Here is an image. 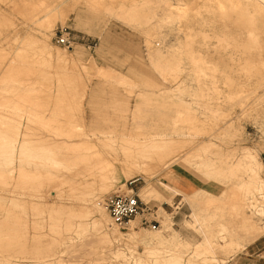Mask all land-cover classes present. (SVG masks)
Here are the masks:
<instances>
[{
    "label": "rangeland",
    "instance_id": "obj_1",
    "mask_svg": "<svg viewBox=\"0 0 264 264\" xmlns=\"http://www.w3.org/2000/svg\"><path fill=\"white\" fill-rule=\"evenodd\" d=\"M178 8L180 19L174 13ZM60 29L68 32L70 49L57 43ZM25 35L48 42L51 53L66 57L74 73L57 76L55 72L61 74L62 70L43 62L35 50L37 43L23 44ZM177 60L181 67L177 75L164 77L155 67L164 62L175 68ZM12 64L16 65L14 74ZM91 69L109 74L101 77ZM2 83L18 86L13 92L0 91L1 95L7 94L4 100L0 95V114L7 116L4 125L12 128L10 131L19 126V131L27 132L23 138L30 139L28 148L61 141L75 145L68 151L59 148L56 157L63 159L68 168L56 170L52 181L44 175L46 178L40 179L44 185L37 191L31 187L36 179L21 177L17 172L18 155L10 165L0 161V264H166L164 253L150 254L156 237L176 235L180 242L191 246L201 241L202 220L196 214V221L194 212L199 206L194 200L212 196L226 201L236 190L228 189L229 183H220L228 180L225 175L210 174L208 168L195 166V162L217 149L237 155L242 149H252L262 164L264 180V8L258 6V0H0ZM136 102L140 105L134 124L129 114ZM124 113L128 139L154 130L168 131L171 120L178 119L183 126L178 127L185 134L179 148L185 155L183 165L172 163L153 177L133 174L127 179L118 174L112 179L107 162L128 153L130 143L125 141L128 139L110 143L97 138L107 128L121 124L106 119L114 120ZM91 131L96 135L92 136ZM207 144L210 147L203 152L201 147ZM157 149L153 151L159 154L168 151ZM30 157L24 158L31 162ZM25 162V168L33 167ZM90 162L106 166L104 179L90 171ZM91 178L95 181L94 194L100 192L99 184L106 183L98 198L102 201L115 190L133 189L142 205L157 209L160 226L152 229L141 225L137 215L120 229L106 212L108 224L106 221L102 231L112 234L116 230L118 237L110 236L103 242L98 225L91 220L98 214L84 217L81 226L70 225L77 219L69 216L67 208L77 214L85 212L88 201L80 205L79 192L91 187L78 185ZM132 179L137 180L129 184ZM149 186L157 191L144 196L141 191ZM236 191L240 195L242 190ZM259 194L251 196L253 203L248 212L253 211L254 220L262 226L264 190ZM225 208L233 209L230 204ZM59 216L63 218L59 221L62 227L50 229L48 225ZM211 230L217 243L228 242L221 227ZM235 237L239 248L233 245L214 250V264H264V234L252 241Z\"/></svg>",
    "mask_w": 264,
    "mask_h": 264
},
{
    "label": "bare ground",
    "instance_id": "obj_2",
    "mask_svg": "<svg viewBox=\"0 0 264 264\" xmlns=\"http://www.w3.org/2000/svg\"><path fill=\"white\" fill-rule=\"evenodd\" d=\"M259 1H260V3H259ZM259 5H261V7L264 8V0H258V6ZM179 10L180 9L178 8L174 12L177 19H180V17L182 16V13ZM248 32H251V31H248ZM22 43L23 44H25V43H28V44L29 43H32V44L37 43L35 50L39 51V54L41 55V57H43V62L47 63V65L49 64V66L54 65L55 69L59 68L62 70V71H60L61 74L55 72V74L57 76H61V75L64 76L65 74L71 73V72L74 73L72 70V65H69V61L67 62L66 57H64L58 53H55V54L51 53L52 49L49 48L50 45L49 46L47 45V44H49L48 42L46 43L43 40L42 41H36V40L32 39L29 35H25V38L22 40ZM171 62H173V61H171ZM67 63H68V65H67ZM179 63H180L179 60H177L176 64L175 63H174L175 65L173 64L175 68H169L168 66H170V65L169 64L166 65V63H164V62H163V65L162 64H156L155 67L160 71L159 73H161L164 77H167V76H171L173 74L177 75V71L181 69ZM15 64L17 65V63H15ZM15 64H12L10 66L12 69H14L13 74H14V71L16 68ZM18 65L20 66V64H18ZM47 65H46V68H47ZM65 66H67V67H65ZM43 67H44V65H43ZM43 70H45V69H43ZM16 71H18V70H16ZM48 72H50V71L48 70ZM86 72H88V69H86ZM93 73L101 76L103 74L104 75L107 74V71L94 70ZM15 75H16V72H15ZM115 75L119 76L118 74H115ZM112 77H113V75H112ZM119 79L121 80L122 77H119ZM27 84L29 85V83H27ZM17 87L18 86H16V84H13V83H11V84L10 83H8V84L2 83V84H0V91H2L3 93L13 92L16 90ZM85 87H86V85H85ZM86 88H83V90ZM17 91H18V89H17ZM177 91H179L181 93L182 89L178 88ZM6 95L7 94L1 95V98L4 100L6 98ZM139 105H140L139 102H136V105H135L136 108L133 111H130V114H129L131 116V119L133 120L132 123H134V124H136L137 120H138L137 118H138V114H139V112H138V106ZM26 114H27V112H26ZM126 115L127 114L124 113V114L118 116L117 118H115L114 120L110 119V118L106 119L107 121H112L113 123L114 122L115 123L120 122L121 124L118 127L112 126L111 128H107V130L102 133L104 135L101 138H97V140H103V141H107V142L112 143V142L117 141V139H128L127 138L128 134L125 133L126 127L124 126ZM6 117L7 116L0 114V124L1 125L3 124V128L0 127V161H1V163H3V162L5 163V161H7V163H5V164L10 165L13 161H15V159H16V158H14L15 155H18L17 166H15L17 169V172H19L21 177L27 176L28 178L32 177L33 180L36 179V182L34 180L32 184L30 183L31 187H32V185H33V187L35 186V189L38 186L40 188V186L43 184L40 181V179L42 178V181H43V179L46 178V177H43L44 175H46L47 177L49 175L48 178L52 181V179L54 178V177L52 178V176L55 175L54 173L56 170H57V172H59L61 169V166H63L65 169L68 168V164H64L62 162L63 159H59L58 157H56V155L59 153L58 152L59 148H63L66 151L71 150V148L75 145L74 142L61 141L60 143L41 145L40 147H38V149H33L34 146H32V148L30 149V148H28V145H27V144H29L28 141H30V139H28V141H27L26 138H23V136L27 135V132L19 131V126H17V130L16 129L13 130L14 135L11 136L10 134H12L13 131L11 130L12 131V133H11L10 129H12V128L9 127V129H8L4 125L5 124L4 119H6ZM33 121H35V120H33ZM178 121H179L178 119H172L171 120L172 125H171V128L169 129L171 132L169 130L168 131L167 130H160V131L154 130L152 132L144 134L143 136H138V135L132 136L128 140H125L126 142L130 143V146L128 148L130 150L128 153L125 152V154L122 157L114 158L113 162H107V167L104 166L102 163L90 162L89 165L87 164L90 167L89 168L90 171L93 172L94 175H100L101 179H104L103 178V176L105 174L104 172H105L106 168H108L109 171L111 172L112 179H115L118 174H122L125 176V178L128 179V178H132L133 174L141 175L142 177H147L149 175L151 177H153L156 174H159L162 170L168 168L169 165H171L172 163L181 162L180 164L183 165L182 157L185 155H183L182 150H179V148L183 145L182 139L185 136V134H184V132H182L183 129L182 130L180 129L183 126L181 127L179 125V123H177ZM11 123H9V125ZM12 124L14 125V123H12ZM12 124H11V126H12ZM9 125H7V126H9ZM178 125L180 126V128L178 127ZM136 128H137V125L133 126V129H136ZM46 129H47V127H46ZM25 130L26 129H24V131ZM9 131H10V133H9ZM50 131H52V130H50ZM100 132H102V131H100ZM52 133L55 135H59L56 132L55 133L52 132ZM91 133H92L91 134L92 136L96 135L95 134L96 132L94 133L91 131ZM186 137H188V136H186ZM36 141H37V138H36ZM209 147H210V144L209 145L207 144V146L201 147V150H203V152H205L204 150L208 149ZM157 148L158 149L161 148V150L163 148H166L165 150L166 151L168 150V151H167V153L163 151L166 154H163V153L159 154V152L155 153V151H153V150H156ZM158 151H160V149ZM156 154H158V155L156 156ZM28 156L33 157L32 158L33 160L31 162H30L31 159L28 160V159L24 158V157H28ZM23 162H25L24 164L25 165L27 164V166H29L28 163L29 164L31 163V164H33V167L32 168H29V167L25 168V166L23 165ZM190 165L191 164H189V166ZM194 165L199 166V167H203V168L204 167L208 168L211 172L210 174H213L215 176L217 174H219L221 176L225 175L228 178V180L226 182H222V181L220 182L218 180V182L225 183V184L229 183L230 186L227 187L228 189L234 188L236 190L239 189L242 191H241L240 195H238V192L236 190H234L233 193H230V195L227 196L228 199L226 201L221 200L218 197L216 198V197H212V196L203 198L201 200H197V199L194 200L195 204H197L199 206L198 210L196 211V213L194 212V214L196 217L198 215H200L198 217L199 218L201 217L200 220H202V222H200L198 220V217L196 220L197 222L199 221L200 226L202 225V239H201V241H199V242H197L191 246L187 242H185V243H182L183 241L180 242L179 241L180 238L178 239V237L176 235L171 236L170 238L168 237V239L167 238L165 239L161 236H157L156 237V243H154V245L155 244L156 245L153 248L149 249V251H150V254L153 253L152 255H154V253H158V252L164 253L165 255H163V258H164L163 260L165 261L166 264H214L215 263V258L213 256L214 250H216V249H217L216 251L222 250V248H225L228 246L230 247L233 245H236V246L238 245V248H239L240 243L235 240V238H237L235 236L238 235L239 239H240V237H242V238H246V239L252 241V240H255L257 237H259L260 235L264 234V226H263L264 224L262 226H259V224H257L253 218V215H252L253 211H251L252 213L248 212V211H250L249 208L253 203V201H251L250 199L252 197H254L253 195L254 194L256 195V193H257V195H258V193H260L259 195H261L263 193V190H264V180L261 177L262 164L257 159V154L255 151H252V149H248V148L242 149V150H240V154L237 155V153H235V152L232 153V152L217 149L215 152L208 153L207 156L205 157V159H202V161L200 159V162H195ZM194 170H196V169L194 168ZM198 170L200 171V168ZM6 173H5V176H6ZM197 173H198V171H197ZM61 175L62 174H60V176L59 175L58 176L61 177ZM56 177L57 176H55V178ZM66 177L67 176H65V178ZM65 178H64V180H65ZM207 178H208V176H207ZM51 181H49V184L51 183ZM215 182H216V180H215ZM79 183L80 184L78 185V182H77L76 185H78V186H81V185L84 186L85 185V188L87 185H89V187H91L89 189L87 188L85 190H82L83 193L81 191L79 192L78 200H79L80 205H81V203H83V202L86 203L87 201H88L87 202L88 204L85 205V212H82V214H77L71 208H67L69 216L75 217L77 219V220H75L76 223L75 222H74V224L70 223V225L81 226V225H83V222H84L83 218L84 217L90 216V218H91V216H92L91 214L96 213V214H98V218L97 219L93 218L91 220L93 222H95L96 227L98 225V228H99L98 230H100L101 238L103 239V242H104V240L109 239L110 236H113V238L118 237V233L116 230H113L112 234H110V233L108 234L107 231H104V232L102 231L103 230L102 228H103L104 224L106 223V221L108 224V220H107V213L104 210L103 204H101V202H103V201H102V199L99 200L98 198L101 195V193L102 194L104 193V191L107 187L106 183L99 184V187L101 188V190H97V191H100V192H98V194H94V192H92L93 186L95 184V181L93 183L92 178L90 180H86L84 182H79ZM63 184H65V183H63ZM69 184L67 183L68 187H69ZM161 184H164V183H161ZM72 185H75V182H73ZM54 186L60 187V185H58L56 183ZM70 186H71V184H70ZM142 190H143V191H141L142 194L144 196H146L149 194V192L151 190H156V189L153 186H149V187L142 189ZM36 191H37V189H36ZM61 192H63V191H61ZM61 192L59 193V196L61 195ZM80 193H82V194H80ZM83 194H86V195L89 194L91 196L89 199H85V198L81 197ZM250 194H252V195H250ZM249 195H250V197H249ZM63 196H62V198H63ZM66 196L68 198L70 197L68 195H66ZM11 198H12V196H11ZM258 198H259V196H258ZM263 198H264V196H263ZM189 200H191V199H189ZM261 200H263V199H261ZM191 202H192V200H191ZM194 202H192V203H194ZM258 203H259V201L256 203V205ZM14 204H17V203L14 202ZM229 204L231 205V207L233 209L228 211V210H226L225 205H229ZM23 205L24 204H22V206ZM253 206H254V204H253ZM257 207H258V205H257ZM235 208L239 209V211L234 210ZM60 209H62V207H59L58 211H60ZM254 210H256V209H254ZM260 213H262L264 215V208L261 209ZM196 214H198V215H196ZM255 215H256V213H255ZM62 219L63 218L61 216L56 217L55 223L48 225L49 228L55 229V226L62 227L59 224V221ZM48 224H50V222ZM25 226H26V224H25ZM43 226H42V228H43ZM214 226H219V227H221V229H223L226 232L225 234H227V236L229 237L228 242L221 244V243H217L215 241V234L211 230V227L213 228ZM34 227H37V226H35V224H34ZM34 227H33V229H34ZM66 227H67V225H65V228ZM200 228H199V230H200ZM60 229H58V230H60ZM17 231L20 232V230H17ZM35 232L40 234V232H38L37 229ZM21 233H24V231ZM199 234H200V232H199ZM35 235H37V234H35ZM30 236H33V235H30ZM142 241L144 242V240H142ZM115 254L116 253H114V255ZM117 254H118V252H117ZM160 256H162V255H160ZM113 258L115 259L116 257H113ZM152 258H153V256H152Z\"/></svg>",
    "mask_w": 264,
    "mask_h": 264
},
{
    "label": "built area",
    "instance_id": "obj_3",
    "mask_svg": "<svg viewBox=\"0 0 264 264\" xmlns=\"http://www.w3.org/2000/svg\"><path fill=\"white\" fill-rule=\"evenodd\" d=\"M57 43L65 49L71 48V40L67 31L63 29L58 31ZM136 180L132 179L129 184L134 183ZM103 207L117 228H126L137 215L140 216L141 225L145 224L152 229L160 226V221L157 219V209L152 210L142 205L139 197L133 193V189H128L126 192L113 191L104 198Z\"/></svg>",
    "mask_w": 264,
    "mask_h": 264
}]
</instances>
